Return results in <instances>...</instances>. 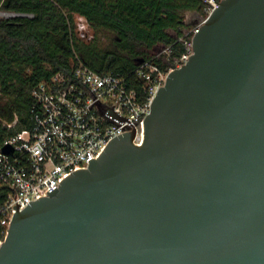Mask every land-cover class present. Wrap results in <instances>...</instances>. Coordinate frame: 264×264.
<instances>
[{"label": "water", "instance_id": "water-1", "mask_svg": "<svg viewBox=\"0 0 264 264\" xmlns=\"http://www.w3.org/2000/svg\"><path fill=\"white\" fill-rule=\"evenodd\" d=\"M217 6L142 128L110 108L133 130L13 208L0 264H264V0Z\"/></svg>", "mask_w": 264, "mask_h": 264}, {"label": "trees", "instance_id": "trees-1", "mask_svg": "<svg viewBox=\"0 0 264 264\" xmlns=\"http://www.w3.org/2000/svg\"><path fill=\"white\" fill-rule=\"evenodd\" d=\"M0 9L14 13L0 18V145L32 126L35 85L69 69L77 56L99 72L131 77L144 59L168 70L185 50L179 39L190 27L187 12L208 15L205 0H0ZM77 15L88 19L93 39L80 36ZM167 46L170 55L161 53ZM16 115L15 126L5 125Z\"/></svg>", "mask_w": 264, "mask_h": 264}, {"label": "built area", "instance_id": "built-area-1", "mask_svg": "<svg viewBox=\"0 0 264 264\" xmlns=\"http://www.w3.org/2000/svg\"><path fill=\"white\" fill-rule=\"evenodd\" d=\"M205 1L208 15L220 2ZM205 18L180 37L185 50L168 70L152 59H144L131 77L121 71L99 72L77 56L69 69L35 85L32 126L0 145V246L13 219V208L19 204L25 208L28 200L47 197L48 191L68 174L88 167L90 157L98 158L114 137L133 130L127 128V119L120 124L119 119H110V108L126 114L135 129L144 126L169 71L186 63L193 54V38ZM76 23L83 39H93L85 16L77 15ZM171 51L167 46L161 53L170 55ZM17 122L16 115L5 125L13 127ZM6 145L13 150L5 151Z\"/></svg>", "mask_w": 264, "mask_h": 264}, {"label": "rangeland", "instance_id": "rangeland-1", "mask_svg": "<svg viewBox=\"0 0 264 264\" xmlns=\"http://www.w3.org/2000/svg\"><path fill=\"white\" fill-rule=\"evenodd\" d=\"M11 15H14V13L7 12V11L0 9V18L11 16ZM204 18L205 17L197 11H188L187 12V23L190 24V27L188 29H186V32H188L192 28L196 27L200 22H202L204 20ZM91 30L94 33V30L93 29H91ZM101 40L103 42V46L106 48H112L114 46L113 41L107 36L102 35Z\"/></svg>", "mask_w": 264, "mask_h": 264}, {"label": "bare ground", "instance_id": "bare-ground-1", "mask_svg": "<svg viewBox=\"0 0 264 264\" xmlns=\"http://www.w3.org/2000/svg\"><path fill=\"white\" fill-rule=\"evenodd\" d=\"M6 14V13H5Z\"/></svg>", "mask_w": 264, "mask_h": 264}]
</instances>
